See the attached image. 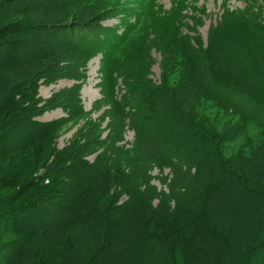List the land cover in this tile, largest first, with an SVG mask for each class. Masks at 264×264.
Masks as SVG:
<instances>
[{"label":"trees","instance_id":"1","mask_svg":"<svg viewBox=\"0 0 264 264\" xmlns=\"http://www.w3.org/2000/svg\"><path fill=\"white\" fill-rule=\"evenodd\" d=\"M22 1L0 0V41L12 44V50L1 61L6 69L22 72L11 91L10 86L6 89L5 76H0V192L3 193L0 194V259L4 250L14 252L16 240L21 239L9 236V232L25 231L39 237L59 235L80 222L91 225L92 220L98 228L88 226L92 240L86 237L84 240L96 243L97 247H91L90 243L81 245L79 239L76 245H71L79 249L87 264L91 261L93 264L103 261H111L108 264H203L195 251L203 254L205 245H212L211 240L230 238L209 223V214L203 206L201 210L191 208L193 204L199 206L203 190L213 188L211 193L218 195L220 189L233 188L240 181L228 166L229 158L223 156L219 148L229 146L238 156L245 157L250 142L252 145L258 139L252 133L256 128L264 133V45L254 53V46L246 50L242 43L240 46L228 44V36L222 42L209 39L206 47L193 45L186 35L179 40L167 39V43L163 40L160 46L162 81L157 83L149 78L145 44L136 55L127 57L124 64L115 63L111 76L102 81V101L109 106L106 113L109 133L102 139L99 124L87 119L83 110L79 85L61 89L40 102L36 94L40 75L36 74L45 70L48 74L42 80L47 84L56 80L49 77L57 71L55 68L62 66L63 75L55 78L80 81L92 56L103 53L109 59L105 49L111 41L98 31L104 13L95 14L92 8L113 0H25L26 7L18 8ZM49 22L57 23L50 26L67 33L64 48L55 51L49 46L48 61L54 66L46 65L30 73L27 64L31 60L20 58V40L25 39L29 31L42 29ZM7 37L12 39L7 42ZM232 37L239 39V36ZM30 47L37 52L35 54L41 53L37 46L30 44ZM68 48L73 50V55L70 61L63 62L64 49ZM236 54L238 56H234ZM61 59L63 63L59 64ZM231 73L238 77L236 81L242 82L241 86L225 82L223 77ZM116 79H121L125 88L120 97L113 89ZM27 80L29 91L24 89ZM111 80L115 85H111ZM52 108L62 109L67 117L51 123L33 120ZM81 120L84 124L74 139L64 149L57 150L54 139L64 127ZM26 122L38 131L29 139L17 141L14 137H20L15 134ZM124 124L134 131L135 140L130 149L114 147L117 130ZM162 144L172 146V151L163 153ZM96 152L93 162L81 158L84 176L77 170L70 173L73 187L49 190L54 192L57 201H63L67 189L73 188V194L66 197L69 201L64 205L50 202L56 210L54 213L46 212L40 203L31 205L33 200L25 199L33 193L29 192L28 183L34 179H28L17 190L15 197L24 199L18 200L16 205L11 204L2 190L16 188L19 178L40 167L53 166L50 179H54V175L55 184L60 183L61 168L71 167L74 159ZM204 155L218 165L217 179L210 176L208 185V164ZM126 163L131 165L125 166ZM154 165L169 168L172 173L166 193L149 185L148 171ZM3 169L9 174L4 175ZM116 186L120 188L118 193L114 192ZM121 196H125L123 203L113 204ZM207 204L210 207V203ZM255 207L260 216L259 203ZM36 216L37 220L33 218ZM260 225L254 235L260 231ZM263 245L264 237L258 248ZM124 246L127 249H122ZM49 250L57 251L59 259L55 264L72 261L64 243H56L55 248L51 245ZM114 256L117 259L112 261ZM41 258L36 264H54Z\"/></svg>","mask_w":264,"mask_h":264},{"label":"rangeland","instance_id":"2","mask_svg":"<svg viewBox=\"0 0 264 264\" xmlns=\"http://www.w3.org/2000/svg\"><path fill=\"white\" fill-rule=\"evenodd\" d=\"M27 3L23 0L17 7H26ZM92 9L95 14L101 15L104 13L103 19L98 25V31L102 32L111 41L105 49L110 56L109 59L106 56L104 57L103 53L92 56L85 65L83 71L84 78L80 81L55 78L58 74L63 75L64 69L62 66L55 68L57 71L53 74L51 73L52 75L49 77V79L54 78L56 80H50L52 82H47V84L42 79L48 73H45V70L37 73L36 76H40H38L36 81V94L37 99L41 102V100H47L53 93L61 89L79 85L78 93L83 110L87 115V119L99 124L102 130V139H105L109 133L108 117L106 116L109 106L105 105L102 101V81L111 76L115 63L124 64L127 57L136 55L139 48L145 44H147L145 48L148 57L147 64L150 67L149 78L157 83L162 81L160 46L163 40H166L167 43V39L173 41L176 38L179 40L182 35H186L190 37L193 45L202 44V47H206L209 39L215 42H222L228 36L229 41H226L228 44L230 42L238 43L236 46H240L242 43V47L246 50L254 46V53L264 45V0H113L101 3ZM51 24L57 23L49 22L42 29L29 31L31 33L26 34V37L24 36L25 39L20 40L22 44V55H20V58L31 60L27 64V71L30 73L38 72L40 68L46 65L52 66L53 63L48 61L49 46L55 51L64 48L63 41L68 36L67 33L59 31L63 30L61 28L55 29L56 26H50ZM51 27L53 30H50ZM193 29L195 32L192 31ZM232 36H239V39H233ZM10 39L12 38H5L7 42ZM6 44L8 43L3 40L0 41V76H5L6 89L10 86L11 91L14 88L15 82L20 79L22 72L20 69L13 71L12 69L5 68L1 60L12 50L10 48L12 44ZM30 44L37 46L41 53L35 54L36 51H34L33 47H30ZM247 52L242 55L245 56ZM72 55L73 50L71 48L64 49L63 62L70 61ZM34 56L36 57L33 59ZM234 56H238V54ZM62 59L60 62L58 61L59 64L63 63ZM223 78L226 79L225 82L241 86L242 82L235 80L238 78L235 73L225 75ZM116 81V85L113 80L110 83L111 85H115L113 89L120 97L124 93L125 88L121 79H116ZM28 84L29 80L26 81V87L24 86V89L27 91H29V89H26L28 88ZM258 96L260 97L259 94ZM66 117L67 114L62 109L52 108L41 112L33 120L41 123H51ZM262 121L264 124V117ZM83 122L84 120H81L64 127L58 137L54 139V147L57 150H62L68 146L77 135L79 128L84 124ZM249 129L252 132L253 128L250 127ZM37 131L36 128H33L26 122L22 130H19L15 134V136L19 135L20 138L14 137V139H17V141L29 139ZM252 134L258 137V139L252 145L250 142L245 157L238 156V153L229 146L222 145L223 147L219 148L220 153L229 158L228 166L240 178L237 186L235 184V187L229 189L224 187L219 190L218 195L211 193L213 188H207V191L203 190L201 194L198 208L196 204H193V208L190 207L192 210H201L200 208L203 206L206 209V213L209 214V223L216 230L221 231L230 238L227 241L211 240L210 243L212 242V245L206 244L207 246L205 245L203 254L195 251L199 255L198 260L203 264H264V245L258 248L259 241L263 240L264 237V133H259L258 128H256ZM134 140V131L124 124L121 129L117 130L114 147L130 149L134 144ZM160 150L163 153H169L172 151V146L162 144L160 145ZM98 152L86 157H79L78 160L74 159V162H71L73 163L71 167L61 168L62 182L60 183L55 184L54 179L56 177L54 175V179H50L53 166L40 167L37 171L26 175V178H19L16 188L12 186L6 189V191L2 190L7 195L11 204L16 205L18 200L22 201L24 199V197L23 199L15 197L17 190L20 189L21 185L24 186L26 184L25 181H28V179H34L33 182L28 183V190H30V193H33L25 197V199L33 200L30 201L31 205L40 203L41 206H45L46 212L50 211L54 213L56 210H53L55 208L50 206L51 203L55 202L57 205H64V202L69 201V198L66 197H70L73 194V188L67 189V194H64L66 196L62 197L63 201H57L54 197V192H49V190L55 187L59 189L63 188V190L66 189V186L73 187L74 181L69 177L70 173L83 169V164L80 163L81 158L84 161L93 162ZM204 157L208 164L209 178L207 177L208 181L206 182L208 185L210 183V176L214 180L217 179L218 165L209 156L204 155ZM130 165L126 163L125 166ZM83 171H81V174L84 176L85 172ZM2 172L4 175L9 174L7 169H3ZM112 173V176H115V173ZM148 175L150 176V186H154L159 192H168L167 184L173 178L169 168L154 165L148 171ZM27 176L31 177L27 178ZM206 184H204L203 188L207 186ZM114 189V192H120L118 186ZM0 194L3 193L0 192ZM204 197L208 199H203ZM158 198L160 199L159 196ZM158 198H156V201H159ZM259 198L263 199V201L259 200ZM124 199L125 196H121L117 197L116 200L113 198L111 202L114 200L113 204L120 205ZM160 201L162 200L160 199ZM208 202L210 203V207L207 204ZM0 203L2 204V202ZM258 203L262 209L260 216L255 209ZM29 214H32V212L30 211ZM33 218L35 220L38 219L37 216ZM5 222V220H2V223ZM91 222V225L80 222L77 225L71 226L65 234H47L45 237H39L36 234L30 235L25 231L12 234L9 232V236H18L21 239L16 240L14 252H11V250L1 252L3 258L0 259V264H15V262H18L17 264H30L31 261L36 264L42 256L40 260L55 264L59 259L57 251H50L49 248L51 245L55 248L56 243H64L68 248L69 257L72 261H68L67 264H87L85 257L80 255L79 249L75 250V247H73V250L71 245L72 243L76 245L77 239L81 240V243L79 242L81 245L90 243L84 240L85 237L92 240L89 227L93 229L94 227L98 228L97 223L95 224L92 220ZM259 224H261L260 231L254 235V230ZM23 238L25 241L22 240ZM201 239H204L203 236ZM22 242L24 243L23 245H21ZM90 244L91 247H97L96 243L92 244L91 242ZM77 246L80 248V245L77 244ZM122 249L127 248L124 246ZM111 253L114 252L111 251ZM161 253L160 251L158 252L159 255ZM115 259L117 257L114 256L112 261H115ZM109 262L103 261L98 264H108ZM88 264H93V262L91 261Z\"/></svg>","mask_w":264,"mask_h":264},{"label":"bare ground","instance_id":"3","mask_svg":"<svg viewBox=\"0 0 264 264\" xmlns=\"http://www.w3.org/2000/svg\"><path fill=\"white\" fill-rule=\"evenodd\" d=\"M95 68V67H94Z\"/></svg>","mask_w":264,"mask_h":264}]
</instances>
